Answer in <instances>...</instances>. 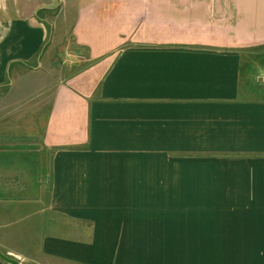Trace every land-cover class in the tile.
Segmentation results:
<instances>
[{
    "label": "crops",
    "instance_id": "obj_1",
    "mask_svg": "<svg viewBox=\"0 0 264 264\" xmlns=\"http://www.w3.org/2000/svg\"><path fill=\"white\" fill-rule=\"evenodd\" d=\"M248 49L264 0H0V252L201 264V212L264 195Z\"/></svg>",
    "mask_w": 264,
    "mask_h": 264
},
{
    "label": "rangeland",
    "instance_id": "obj_2",
    "mask_svg": "<svg viewBox=\"0 0 264 264\" xmlns=\"http://www.w3.org/2000/svg\"><path fill=\"white\" fill-rule=\"evenodd\" d=\"M243 58L250 72L256 74L259 61L264 60V52L255 49L244 50ZM66 59V68L60 65V75L64 76L72 65L73 69L79 70V67L73 64L77 60L73 54ZM257 83L259 82L255 84L259 85ZM261 83L264 84L263 81ZM235 200L239 202L224 208L217 204L216 209L223 208L222 210L201 212V219H207L210 215V219L214 220L217 226L213 233L216 241L199 244L201 264H264V195L242 196ZM221 236H226L225 239L230 241L219 242L221 239L223 241ZM204 239L201 235V240Z\"/></svg>",
    "mask_w": 264,
    "mask_h": 264
},
{
    "label": "water",
    "instance_id": "obj_3",
    "mask_svg": "<svg viewBox=\"0 0 264 264\" xmlns=\"http://www.w3.org/2000/svg\"><path fill=\"white\" fill-rule=\"evenodd\" d=\"M0 258L2 260H4L5 262L9 263V264H20L17 260H14L12 258L6 257L1 252H0Z\"/></svg>",
    "mask_w": 264,
    "mask_h": 264
}]
</instances>
